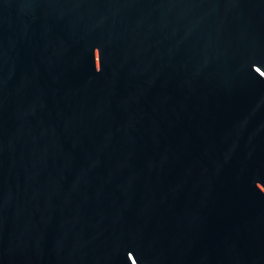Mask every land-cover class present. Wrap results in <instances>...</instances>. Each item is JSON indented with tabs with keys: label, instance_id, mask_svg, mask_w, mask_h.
Listing matches in <instances>:
<instances>
[{
	"label": "water",
	"instance_id": "obj_1",
	"mask_svg": "<svg viewBox=\"0 0 264 264\" xmlns=\"http://www.w3.org/2000/svg\"><path fill=\"white\" fill-rule=\"evenodd\" d=\"M0 264H264V0H0Z\"/></svg>",
	"mask_w": 264,
	"mask_h": 264
}]
</instances>
